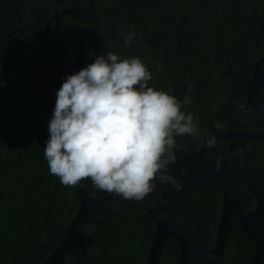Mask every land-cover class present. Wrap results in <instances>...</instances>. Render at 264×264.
<instances>
[{"label":"trees","instance_id":"trees-1","mask_svg":"<svg viewBox=\"0 0 264 264\" xmlns=\"http://www.w3.org/2000/svg\"><path fill=\"white\" fill-rule=\"evenodd\" d=\"M51 3L0 0V264H44L80 208L75 187L50 172L44 155L57 92L67 78L61 44L37 39L46 33ZM60 6L86 12L91 0H58ZM95 6L110 8L112 16L102 9L89 19L64 17L72 74L108 52L139 57L152 74L148 86L176 97L181 111L193 116L198 134L175 136L176 148L197 150L219 131L264 132V114L246 99L264 55V0H95ZM258 96L264 99V84ZM186 97L190 104L183 103ZM214 142L205 155L209 161L221 160L229 147L225 139ZM228 166L264 190V144L239 141ZM79 183L89 194L98 189L91 178ZM246 205L256 207L254 200ZM221 207L220 191L199 187L179 210L193 237L213 247ZM155 232L144 207L113 213L98 227L88 255L95 264H144ZM180 252L171 235L158 264H175ZM254 253V242L233 215L225 264H250ZM189 264L206 262L192 254Z\"/></svg>","mask_w":264,"mask_h":264},{"label":"clouds","instance_id":"clouds-1","mask_svg":"<svg viewBox=\"0 0 264 264\" xmlns=\"http://www.w3.org/2000/svg\"><path fill=\"white\" fill-rule=\"evenodd\" d=\"M132 36L126 37V47ZM151 79L139 57L121 59L112 52L67 76L57 92L44 148L50 172L62 184L91 178L96 188L137 201L156 190L157 181L183 188L169 171L179 160L174 137L196 136L198 129L176 97L148 86ZM214 143L209 140V147Z\"/></svg>","mask_w":264,"mask_h":264},{"label":"water","instance_id":"water-1","mask_svg":"<svg viewBox=\"0 0 264 264\" xmlns=\"http://www.w3.org/2000/svg\"><path fill=\"white\" fill-rule=\"evenodd\" d=\"M102 9L108 10L112 16L113 12L110 8ZM102 9L96 8L95 0H91V10L86 12H80L73 6L56 9L54 15L46 22V34L37 38L48 39L51 23H55L60 36L63 69L66 77L72 73L68 63L64 17L71 15L76 19H89ZM262 60H264V55L255 64L252 78L247 86L246 99L255 111L264 114V99L258 96L264 84V67L260 68ZM213 139L229 141L228 150L219 161H209L205 158L209 140ZM239 141L264 144V132L219 131L207 137L202 147L197 150L175 147L174 151L179 160L178 163L169 165V171L183 184L180 191H177L171 184L161 185L157 181L156 190L143 200L137 201L125 200L118 194L100 189L89 194L78 183L74 187L79 194L80 208L73 217L67 234L44 264H95L88 255V248L98 227L111 214L137 207H144L151 214L156 226V232L144 264H158L162 249L171 235L181 245L180 256L175 264H189L192 254H196L206 264H225V249L232 228L233 214L255 244V253L250 264H264V190L253 177L234 171L228 166L229 156ZM181 168L187 172V176L181 172ZM240 185H244L250 193H242ZM199 187L213 188L222 194L220 219L213 247L193 237L187 219L179 210V205L189 193ZM252 199L256 207L254 210H249L246 203ZM89 227L90 231L86 234L85 229ZM67 255H72L75 259L71 262L66 261Z\"/></svg>","mask_w":264,"mask_h":264},{"label":"flooded vegetation","instance_id":"flooded-vegetation-1","mask_svg":"<svg viewBox=\"0 0 264 264\" xmlns=\"http://www.w3.org/2000/svg\"><path fill=\"white\" fill-rule=\"evenodd\" d=\"M57 1L58 0H56V1H53L52 0V6H53V11H52V14L50 15V16H48V18H47V20L50 18V17H52L53 15H54V12H55V10L57 9V10H60V9H62L63 8V6H60V7H57ZM47 22V21H46ZM54 29V30H53ZM46 34V33H45ZM44 34V35H45ZM44 35H42L41 37H43ZM54 35H56V37L54 36ZM54 36V37H53ZM40 37V38H41ZM48 40H49V42H51V44L53 45V46H55V45H57V43L58 44H60V36H59V33H58V31H57V28H56V26H55V23L54 22H52L51 23V30H50V37L48 38ZM62 68H63V62H62ZM64 70V69H63ZM65 74V73H64ZM241 186V185H240ZM249 193H250V191H249ZM248 193V194H249ZM253 200V199H252ZM251 201V200H250ZM249 202V201H248ZM255 202V201H254ZM247 204V203H246ZM255 205H256V203H255ZM246 207H247V205H246ZM249 210H253V209H250V208H248ZM234 215V214H233ZM232 215V216H233Z\"/></svg>","mask_w":264,"mask_h":264}]
</instances>
